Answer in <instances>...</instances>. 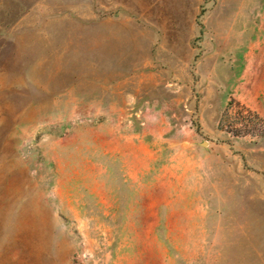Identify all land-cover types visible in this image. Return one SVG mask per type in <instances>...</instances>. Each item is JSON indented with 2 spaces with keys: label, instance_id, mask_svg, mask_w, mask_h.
<instances>
[{
  "label": "rangeland",
  "instance_id": "1",
  "mask_svg": "<svg viewBox=\"0 0 264 264\" xmlns=\"http://www.w3.org/2000/svg\"><path fill=\"white\" fill-rule=\"evenodd\" d=\"M0 264H264V0H0Z\"/></svg>",
  "mask_w": 264,
  "mask_h": 264
}]
</instances>
